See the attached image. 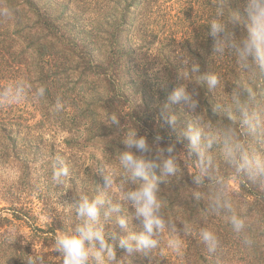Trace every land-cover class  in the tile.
<instances>
[{"label": "trees", "instance_id": "16d2710c", "mask_svg": "<svg viewBox=\"0 0 264 264\" xmlns=\"http://www.w3.org/2000/svg\"><path fill=\"white\" fill-rule=\"evenodd\" d=\"M220 3L221 0H0V90L16 81L31 85L22 102L0 103V199L9 205L0 207V251L8 257L1 264H25L27 255L32 254L43 259L47 250L56 252L57 235L71 230L56 209L51 212L52 221L45 227L31 223L28 233L14 222L35 218L34 207L27 201L37 194L34 191L40 186L39 179H51L53 164L62 155L59 143L45 136L49 127L69 135L64 140L66 149L76 150V154L79 148H86L87 153V149L95 148L83 172L92 178L90 186L80 185L78 177L71 173L56 184L57 192L68 184L73 199L79 198L80 187L90 198L102 193L106 188L102 172L113 175V184L107 190L114 201L122 195V188L134 187L119 164L120 151L126 150L121 141L127 132L136 130L145 136L153 146L151 155L157 145L166 148L175 144L180 170L160 181L158 196L163 201L165 220L175 225V235L183 241L182 255L165 258L155 249L150 256H126L120 249L117 258L120 252L121 258L141 257L143 264H187L191 260L193 264H215L216 259L219 264H264V182L236 175L224 161L220 146L214 144L210 149L214 174L224 180L233 211L245 220L243 232L235 233L228 214L209 209L214 186L207 181L199 187L193 184L192 176L198 173L197 156H186L187 139L177 141L176 133L160 117L167 104V114L176 116L178 129L200 122L211 124L219 133L229 124L245 148L264 153V125L257 133H246L231 102L233 92L242 85L255 95L249 102V111L264 115V73L251 76L240 68L233 54H214L209 23L216 18ZM223 6L224 18L232 10L245 18V0H223ZM5 9L8 15L2 14ZM234 31L237 37L246 34L245 24L237 25ZM189 62L199 64L201 75L218 74L221 82L217 88L209 89L195 73L188 76ZM181 85L194 93L198 101L195 112L169 100L172 91ZM40 87L45 89L44 95L34 98ZM241 99L246 100L247 94ZM58 100L63 105L59 112L55 108ZM113 117L119 124H113ZM156 137H160L158 142ZM99 149L101 155L97 157L95 151ZM10 172L17 175L11 184L5 181ZM39 198L43 201L44 193ZM5 211L12 217L4 215ZM122 214L129 217V230H141L131 205L125 204ZM203 229L218 237L215 253H209L202 242ZM245 236L252 239L251 246L244 244ZM168 238L166 229L160 237V247ZM148 258L151 261L145 263Z\"/></svg>", "mask_w": 264, "mask_h": 264}, {"label": "clouds", "instance_id": "9594fccd", "mask_svg": "<svg viewBox=\"0 0 264 264\" xmlns=\"http://www.w3.org/2000/svg\"><path fill=\"white\" fill-rule=\"evenodd\" d=\"M244 13L245 18H242L239 12L232 10L231 15L224 18L225 9L221 0L216 18L209 23L210 35L214 38L215 55L222 57L226 52L233 54L240 68L254 76L257 72L264 73V0H245ZM2 14L8 15V10H3ZM241 23L246 26V34L237 37L234 29ZM188 67V76L197 74L201 83H206L209 89H216L221 82L219 75L214 72L201 75L196 62H189ZM185 78L188 79L187 76ZM30 88L31 85L24 81L10 83L0 90V103L18 104L27 97ZM44 92L45 89L40 87L34 98L42 97ZM245 93L247 99L242 100L241 96ZM254 99L253 91L242 85H238L231 96V102L239 115V125L246 133H257L264 125V115L249 111V102ZM169 100L192 112L198 107L194 93L189 92L186 85L176 87ZM62 107L58 100L56 111H61ZM167 107L165 104L160 112L164 124L176 133L177 141L187 139L185 148L188 158L193 159V154L197 156L198 173L192 176L193 184L199 187L207 181L213 185L215 191L209 200L210 211L228 214L232 230L237 234L242 233L245 220L233 211L224 180L214 174V155L210 149L214 144L219 145L224 161L234 173L243 174L253 182H264V153L245 148L238 133L229 124H225L219 133L213 130L211 124L205 126L200 122H192L186 129H178L176 116L167 114ZM112 122L119 124L115 117ZM159 140L160 137H156V141ZM121 142L126 150L120 151L119 164L127 174V181L134 187L127 190L122 188V195L115 201L100 193L91 198L81 195L71 203L78 223L70 231H62L55 239V251L62 256V264H124L123 258H117V249L123 250L126 256L134 253L150 256L153 250L160 247V237L166 229L169 231L167 248L177 255L183 253V241L175 235V225L165 220L161 211L163 201L158 196L160 181L175 176L180 170L175 144H169L166 148L157 145L155 154L151 155L153 146L136 130L127 132ZM145 153L150 155L146 156ZM102 174L108 189L113 184V175ZM68 175L69 168L58 156L53 179L59 183L61 177ZM125 204L134 209V216L140 221V231L129 230V217L122 214ZM121 231L127 234L121 235ZM200 238L209 253L217 251L219 240L213 231L201 230ZM244 244L251 246L253 241L245 236ZM25 264H43V260L39 255H27Z\"/></svg>", "mask_w": 264, "mask_h": 264}, {"label": "rangeland", "instance_id": "374dc122", "mask_svg": "<svg viewBox=\"0 0 264 264\" xmlns=\"http://www.w3.org/2000/svg\"><path fill=\"white\" fill-rule=\"evenodd\" d=\"M46 131L47 132L45 136H48L49 139L53 138L55 143H59L58 149H61L63 152H62V155H59L56 152V156L58 154L64 160L65 164L69 168V175L71 173L72 175L78 177L76 181L80 185L90 186L92 184V178L86 174V171L85 173L83 172L88 167L86 165H89L90 163L88 162L89 156L91 157L90 152L95 150V148L87 149L88 153L86 152V148H81V149L79 148L80 151H77V154H76V150L66 149L67 145L64 142V140H66V137L69 138L70 137L69 135H65L63 132L59 131L56 127H49L47 128ZM49 131H51L53 135H49L50 134L48 133ZM65 150H67L66 153L64 152ZM95 152H96V156L101 155L100 149L99 151H95ZM52 159H54V156L51 157L50 160ZM108 171H109V168H108ZM16 180H17V175L15 173L13 172L7 173V178H5V181L7 183L11 184L13 181H16ZM38 181H39L38 185L40 186L36 188V190L34 191V193H37V194H35V196L30 198L31 201H27L31 206L34 207L33 213L35 214V218L34 219L32 218L30 222H25V221H14V222L18 224L19 229L22 232L24 231L28 233L30 229H32L31 223H35V225L45 227L47 222L52 221V219L50 218L51 212L53 211V209H56L60 211L61 214L59 216L63 219V221H65V223L70 225L71 226L70 229H72L75 226V224L78 223V220H77L75 211L71 206V203L74 202L75 199H73L68 193V190H67L68 184H65L66 186L64 187L62 191L57 192L56 190L57 182L53 179V175L50 180L48 179L47 182H45L44 180H40V179ZM75 188H78V187H74L73 189ZM79 190H80L79 197L81 195H86L85 194L86 191L83 188L80 187ZM40 191L41 193H44L43 201L39 198V195L41 194ZM102 193L106 197L109 198V190L104 188V190H102ZM42 203H44V205ZM8 206L9 205L5 201H2L0 199V207H8ZM44 208L48 210H43ZM3 214L4 215L8 214L9 217H12L10 212L5 211L3 212ZM59 232H61V230H59ZM117 250H120V249H117ZM48 251L49 250H47V252ZM156 252L159 256H162L165 258H170V259L176 258L177 259L179 257V255H177L176 253L172 252L170 249L167 248L166 243L163 244L159 249L157 248ZM46 253L42 259L43 264H62L63 259L61 258L59 253H56L53 251H49L48 254ZM119 256H120V252H119ZM119 256L118 258H121V256L120 257ZM240 256L242 257V262L245 263L246 262L245 254L242 252ZM6 259H8L7 255L3 251H0V264L4 262ZM141 259L142 258L139 256H135V257L131 256L128 258H123L124 264H143ZM149 261H151V258L145 259V263H148ZM219 263H220V260L216 259L215 264H219ZM187 264H193V261L192 260L188 261Z\"/></svg>", "mask_w": 264, "mask_h": 264}]
</instances>
